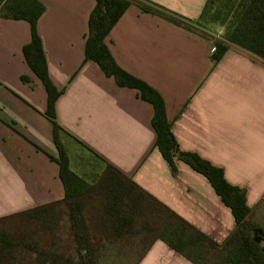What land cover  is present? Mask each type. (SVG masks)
I'll use <instances>...</instances> for the list:
<instances>
[{
	"label": "crops",
	"instance_id": "crops-1",
	"mask_svg": "<svg viewBox=\"0 0 264 264\" xmlns=\"http://www.w3.org/2000/svg\"><path fill=\"white\" fill-rule=\"evenodd\" d=\"M39 1L44 11L36 31L48 78L61 91L54 111L69 168L94 182L108 163L222 243L235 227L230 209L184 162L174 158L171 171L154 145L151 104L137 90L118 86L94 61H84L94 0ZM148 1L193 22L206 2ZM220 34L216 28L188 29L131 3L104 43L119 67L161 96L179 149L221 168L254 211L264 202V61L234 45L213 60ZM29 40L27 21L0 17V206L6 213L0 217L63 197L58 165L49 157L57 150L44 115L47 93L22 53ZM135 264L194 263L155 239Z\"/></svg>",
	"mask_w": 264,
	"mask_h": 264
},
{
	"label": "trees",
	"instance_id": "trees-1",
	"mask_svg": "<svg viewBox=\"0 0 264 264\" xmlns=\"http://www.w3.org/2000/svg\"><path fill=\"white\" fill-rule=\"evenodd\" d=\"M94 2L88 17L84 61H94L106 76L113 77L118 86L137 90L139 97L151 104L154 145L169 164L171 171L175 172L174 158H177L203 175L222 203L230 209L235 227L218 244L112 165L107 163L104 166L96 182L86 181L69 168L67 153L60 142V135L64 131L56 122L54 111L55 100L61 91L48 78L41 39L36 31V22L44 11L39 0H0V17L22 19L29 24L30 40L23 46L22 53L47 93L44 115L51 123L57 150L56 157H49L58 165L63 197L48 204L2 216L0 222L15 216L39 220L48 208L61 204L67 212L69 232L78 259L76 264H95L97 245L94 242L99 239L97 236H90L84 201L86 196L94 194L102 202V218L94 224V229L99 235H108L113 242L120 240L127 232L137 233L139 230L134 226V218L142 216L141 229L145 245L137 261L155 239H161L194 264H264V237L258 236L262 228L252 219L253 210L246 203L245 191L229 183L221 168L195 152L179 149L171 132L170 122L166 118L161 96L146 82L119 67L104 43L105 36L129 4L135 3L142 11L157 14L188 29L200 27L210 30V24L213 23L224 26L220 38L214 40L215 49L211 57L215 61L223 56L229 45L237 46L264 61V0H206L196 22L169 12L148 0ZM20 79L23 82L29 80L26 76H21ZM147 235H150L149 239ZM18 245L20 244L0 227V264H12ZM23 246L37 254L40 264L47 262V253L38 249L33 242L24 241ZM71 263L69 258H61V264Z\"/></svg>",
	"mask_w": 264,
	"mask_h": 264
},
{
	"label": "rangeland",
	"instance_id": "rangeland-1",
	"mask_svg": "<svg viewBox=\"0 0 264 264\" xmlns=\"http://www.w3.org/2000/svg\"><path fill=\"white\" fill-rule=\"evenodd\" d=\"M210 28L220 30V36L224 31V26L219 24H210ZM78 154L82 156L85 164H90L89 155L83 151L78 152ZM84 201L90 236H97L99 239L94 242L97 245L95 264H135L145 245L143 230L141 229L142 216L134 218V226L139 230L137 233L127 232L120 240L113 242L109 240L108 235H99L98 231L94 229V224L102 218L100 210L102 202L99 197L91 194L88 197L86 196ZM4 212L7 211L4 209ZM4 214L6 213H3L0 206V216ZM252 219L258 221L262 228V231L258 232V236L264 237V224H262L264 223V202L258 209L253 211ZM0 227L20 244L15 248V252L13 251L15 258L12 264H40L37 254L23 246L24 241L33 242L38 249L47 253L50 260L47 258L45 264H61V258H69L72 261L71 264L77 263L78 259L69 232L67 212L61 204L48 208L39 220L15 216L0 222ZM147 236H149V239L150 235ZM53 258L54 261H52Z\"/></svg>",
	"mask_w": 264,
	"mask_h": 264
},
{
	"label": "built area",
	"instance_id": "built-area-1",
	"mask_svg": "<svg viewBox=\"0 0 264 264\" xmlns=\"http://www.w3.org/2000/svg\"><path fill=\"white\" fill-rule=\"evenodd\" d=\"M215 48H213V51H214Z\"/></svg>",
	"mask_w": 264,
	"mask_h": 264
}]
</instances>
